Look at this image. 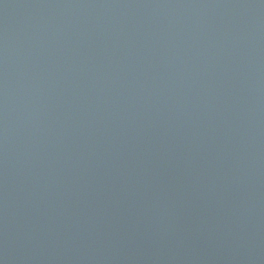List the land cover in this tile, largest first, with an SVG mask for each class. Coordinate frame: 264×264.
Wrapping results in <instances>:
<instances>
[{"label":"water","instance_id":"water-1","mask_svg":"<svg viewBox=\"0 0 264 264\" xmlns=\"http://www.w3.org/2000/svg\"><path fill=\"white\" fill-rule=\"evenodd\" d=\"M0 264H264V0H0Z\"/></svg>","mask_w":264,"mask_h":264}]
</instances>
